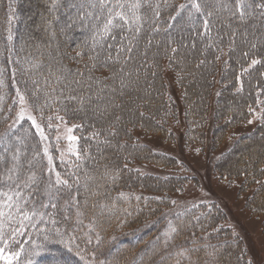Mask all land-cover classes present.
<instances>
[{
    "label": "trees",
    "instance_id": "obj_1",
    "mask_svg": "<svg viewBox=\"0 0 264 264\" xmlns=\"http://www.w3.org/2000/svg\"><path fill=\"white\" fill-rule=\"evenodd\" d=\"M22 1L0 0V192L15 201L20 191L23 205L20 211L0 209L6 213L0 217V264H171V257H162L172 254L184 257L177 264H251L242 238L223 224L226 215L214 202L169 201L186 175L143 174L136 168V163L164 168L177 163L142 143L136 132L173 142L175 126L183 131L186 149L215 151L228 131L261 108L262 120L250 132L229 135L213 168L218 178L239 182L241 192L253 187L247 205L255 214L264 211V0H244L243 21L232 15L238 0L202 3L204 15L191 7L192 0H120L123 9L109 0L103 10L98 0H53L40 4L38 14H49L45 20L53 27L70 21L63 34L51 36L60 45L38 56L20 38V24L24 32L36 17L24 15ZM136 3L140 8L129 7ZM212 4L220 10L213 11ZM109 8L124 12L128 23L116 18L122 28L105 36L99 29ZM254 59L259 63L249 68ZM166 67L177 100L168 93ZM18 91L43 124L57 117L75 124L76 157L59 161L49 149L46 159L39 130L27 118H14ZM14 166L19 178L8 179ZM53 172L68 184L56 185ZM32 174L35 185L18 189ZM50 189L52 198L46 195Z\"/></svg>",
    "mask_w": 264,
    "mask_h": 264
},
{
    "label": "rangeland",
    "instance_id": "obj_2",
    "mask_svg": "<svg viewBox=\"0 0 264 264\" xmlns=\"http://www.w3.org/2000/svg\"><path fill=\"white\" fill-rule=\"evenodd\" d=\"M74 1L75 0H72L71 4H74ZM52 2L53 0L22 1L23 6L25 7L22 11L24 15L36 17L30 21L32 22L31 26L24 32L22 31V29H24V23L22 22L20 24V38L30 41L31 45L29 47H32V51L36 50L35 54H37V56L40 53V50L42 52H48V50L52 49L53 46L57 47V45H60V42L54 43L51 41V36L53 34H63L65 27L70 21L69 18H66V24H57L53 27L45 20L46 17H49V14L46 15L45 13L41 12L38 14L40 4L44 3L46 5H53ZM211 7L213 11L220 10L217 5L212 4ZM73 10L75 11V9L71 8L69 12L66 13V15L70 17ZM251 26H254V24H250L248 28H251ZM64 35V40H66V38L70 37L71 34L67 33V35ZM260 35H264V29H261ZM38 36L39 38L41 36L42 39L38 40ZM51 44L52 47L50 48ZM52 56L54 57L56 55ZM165 80L168 86V93L173 99L177 100L179 92L173 83V75L168 71L167 67L165 72ZM219 84L220 82L218 85ZM16 103V111L14 113L15 120L19 119L22 109L25 118L28 116L34 118L31 112L32 108L28 104L27 100H24V103L21 104L20 95H16ZM29 108H31V110ZM261 112V108L255 110L253 112V117L248 120V123H244L241 126L232 129L230 132L228 131V136L225 138L218 150L215 151L211 149H204L203 152H198V150L194 147L186 149L184 147V143L181 140L183 131H180L181 128L178 129L175 126H171L175 134L173 142L165 141L161 134H147L144 131L136 132L142 143L148 144L155 151L173 156L177 160L176 165L167 168L151 163H136V168H138L143 174L146 173L159 176L186 175L188 177L187 180H185L183 183H180V186H177V188L174 189V193L169 194V201L174 205L180 206H184L185 204L190 205L194 203L214 202L216 206H219L226 215L223 224L230 227L237 236L242 238L246 250L247 260L251 264H264V211L261 213L256 212L255 214L253 211H251L250 206L247 205V198L250 194H252L253 187L249 188L247 191L243 189V192H241L239 182H234L231 184L225 179L218 178L213 167L220 155V151L228 146L229 141L232 138L231 136L252 131L258 125L259 120H262L260 117ZM35 121L36 124L39 125V128L35 127V129L36 131L39 130L40 139L44 142L45 150H47L45 151L47 157L46 159L49 161L51 159V156L48 153L49 149H52L56 153L57 159L59 161H68L70 158L77 156L78 143L74 131V123L67 122L64 118L50 122L48 125L43 124L37 119H35ZM49 125H51V127H49ZM41 129L43 130L42 134ZM69 129H71V131H69ZM229 135L231 136L229 137ZM69 136H74L76 139L69 141ZM1 160L2 158L0 157V162ZM57 173L58 172H53L56 178ZM5 176L6 175H4L2 179H6ZM54 193L55 191L50 189L46 192V195L52 198ZM168 206H170V204ZM98 209L100 210V213L105 211L103 206H99ZM168 212L170 213V209H168ZM36 220L38 223L42 222L40 216H37ZM168 222L169 220L167 223ZM52 231L54 230L52 229ZM196 234L197 233L194 235L195 237H197ZM194 236L190 235V239L192 240ZM159 240L162 241V238H159ZM155 247L156 244H153L150 249L147 250V252L154 250ZM13 254L16 255L15 252ZM169 257H171V264H177L176 260H178L179 263L182 259H184V257L176 258L173 254L163 256L162 259L166 260L169 259ZM10 258L11 256H7V259ZM157 264L161 263L158 262Z\"/></svg>",
    "mask_w": 264,
    "mask_h": 264
},
{
    "label": "snow or ice",
    "instance_id": "obj_3",
    "mask_svg": "<svg viewBox=\"0 0 264 264\" xmlns=\"http://www.w3.org/2000/svg\"><path fill=\"white\" fill-rule=\"evenodd\" d=\"M98 2H99L100 9L103 10L107 6V4L109 3V0H98ZM212 2L214 4H219L220 0H212ZM202 3L205 5V7L209 6V0H192L191 7L197 13H201V15H204V13L202 12V9H201V4ZM95 6H96L95 4H92V7H95ZM115 6L120 8V9H123L125 7V4L121 3L120 0H117V4ZM140 6L141 5L139 3H136V4L130 5L129 7L131 9H138V8H140ZM185 7H186V5H180L181 9H183ZM224 7H226V6H224ZM247 7H248V5H246L244 3V0H238L237 5H236V11L232 12V15L236 16V14L238 13L239 14L238 18L241 21L245 20L246 12H245L244 9L247 8ZM158 14L159 13H157V15ZM88 15L91 16L92 13H88ZM212 15H213L212 11L207 12V18H205L203 20V25H204V28H205L206 31H210L209 25H210V21H211ZM99 18L100 17L98 16L97 19H99ZM116 18H119L120 20H123L125 24L128 23V17H127V15L124 12L116 11L113 14L112 8H109L108 9L107 20L103 24L102 28L99 29V31L103 35L106 36V35H108L111 32V30L113 28H116V27L122 28V25H118V24H116L114 22ZM137 19H139V17H137ZM139 31H140V29L137 28L136 29L137 34L139 33ZM235 34L236 33L234 32L233 35L235 36ZM113 39H115V37H113ZM253 47H255V45H253ZM109 48H111V45H109ZM124 50L125 49H123V48L120 49V51H124ZM127 51L129 53H131L132 48H128ZM174 51H175V49H174ZM244 55L246 56L247 53H245ZM258 63H259L258 60H255V59L252 60L251 64L249 65V68H251L253 65H256ZM245 71H247V70H245ZM17 95H20L19 91L17 92ZM70 99L75 100L77 98L75 96H72V97H70ZM80 100H81V104H83L84 103V98L81 97ZM20 102H21V104L24 103V97L22 95H20ZM22 119H25V116L23 114V109L21 111V114H20L19 119L17 120V122H19V120H22ZM27 119L32 121V125L34 127L39 128V125L36 124V121H35V119L33 117L28 116ZM57 119H62V117H57ZM249 122H251V121H249ZM49 127H51V125H49ZM74 127H76V126H74ZM69 131H71V129H69ZM42 132H43V130L41 129V134H42ZM75 139H76V137H74V136H69L68 137L69 141H73ZM45 151H47V150H45ZM18 159H19V155L18 154L13 156V160H18ZM9 172L11 173V175H9L8 179H18L19 178L18 175L16 174L15 166L12 169H9ZM35 183H36V176H35V174H32V175L27 176L26 180L22 181L21 184H17V188L19 189L22 186L24 189H27L29 187L34 186ZM67 184H68V181L61 180L60 177H59V173H57L56 185H67ZM14 195L17 198L15 201L13 200V195H9L8 193L0 192V196H4L5 197V199L3 201H0V209H2V208L11 209V208L15 207L18 211L22 210L23 205L19 203V198H20V195H21L20 191H15ZM55 206H56L55 204H52V207H55ZM43 207H48V205L45 204V205H43ZM33 214H35V212H33ZM5 215H6L5 211L0 210V217H4ZM9 218H11L10 214H9ZM24 219H29V216L27 214H24ZM170 231L171 232H175L176 229L175 228H170ZM164 235L168 236L169 233L166 232ZM4 243H8V241H4ZM2 255H3V249L0 248V257H2ZM181 255H182V253H181ZM16 256H19V253H16Z\"/></svg>",
    "mask_w": 264,
    "mask_h": 264
}]
</instances>
